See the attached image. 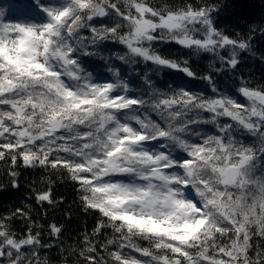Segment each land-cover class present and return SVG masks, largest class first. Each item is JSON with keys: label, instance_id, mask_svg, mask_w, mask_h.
I'll list each match as a JSON object with an SVG mask.
<instances>
[{"label": "snow or ice", "instance_id": "6c2138e0", "mask_svg": "<svg viewBox=\"0 0 264 264\" xmlns=\"http://www.w3.org/2000/svg\"><path fill=\"white\" fill-rule=\"evenodd\" d=\"M32 7L39 23L5 22L0 9V161H10L17 188L20 162L66 170L84 209L100 214L75 246H64L60 226H48L60 264H108L100 250L109 245L113 264H264V243L253 244L264 241V86L242 84L240 102L218 90L212 74L197 76L190 60L153 47L174 42L210 53L220 72L237 68L252 38L219 30L216 7L207 4L37 0ZM106 41L127 49L118 60L175 71L153 83L147 73L138 82L111 70L98 82L85 61ZM198 81L212 95L196 90ZM35 199L53 204L51 188ZM18 216L30 221L22 232L11 225ZM108 228L113 238L99 243ZM43 231L25 209L0 216V264H51L41 252L58 245L44 243Z\"/></svg>", "mask_w": 264, "mask_h": 264}, {"label": "trees", "instance_id": "16d2710c", "mask_svg": "<svg viewBox=\"0 0 264 264\" xmlns=\"http://www.w3.org/2000/svg\"><path fill=\"white\" fill-rule=\"evenodd\" d=\"M148 2L156 7L168 5L177 8L188 3L214 5L216 11L213 12V18L219 30L232 38L238 36L252 38L250 50L239 52L240 63L235 70L222 68L220 72H216L215 69L220 65L212 54L203 52L195 54L174 42H157L153 47L167 58L190 60L191 67L197 76L212 74L218 85V90H231L240 102L246 101L235 90L242 84L246 83L253 88L264 86V34H262L264 32V0H148ZM36 3L37 0H0V9L3 10L4 16L16 22L39 23L42 16L38 9L32 7ZM82 35H89V33L85 30ZM105 45L106 50L102 48L99 55L85 61L88 70L93 74V79L99 77L98 82H107L109 78H112L111 70L121 72L123 76L134 78L138 82L147 73L153 83L164 80L165 71H175L164 68L156 71L157 66L143 60L126 63L116 58L117 54L124 55L127 51L123 45L112 41H106ZM88 50L96 51L92 45L88 46ZM205 83L198 81L196 90L203 89L206 95H212L211 88L205 87ZM133 87H138V84ZM161 90L166 91V89ZM210 127L204 126L206 130ZM237 135L239 136V134ZM9 163L10 161H0V216L15 212L17 208L28 211L36 224L44 230L43 242L58 245L47 252L42 251L41 256H48L51 264H60V261L56 259L60 251L59 241L49 238L48 226L50 224L60 226L63 229L60 240L64 242V246H75L78 239L85 233H92L97 221L101 219L100 214L84 209L80 201V193L77 191L78 185L70 179L66 170L39 166L28 168L20 162L14 169L19 173L16 177L19 184L17 188L12 186V177L7 172ZM49 187L52 192L53 204L50 205L47 202L42 205L37 204L36 192ZM29 223L30 221L18 216L11 222V225L13 230L22 232ZM112 238L111 228L95 237L99 243H104L106 239ZM133 243L142 248L150 247L147 240L139 237L133 238ZM256 243H264V241L254 239L253 244ZM115 250L113 245H109L106 252L100 250L108 264H113L108 253ZM123 251L126 255L130 254L143 259L131 248H125Z\"/></svg>", "mask_w": 264, "mask_h": 264}, {"label": "rangeland", "instance_id": "374dc122", "mask_svg": "<svg viewBox=\"0 0 264 264\" xmlns=\"http://www.w3.org/2000/svg\"><path fill=\"white\" fill-rule=\"evenodd\" d=\"M4 20H5V22H11V23H16V21L15 20H12V19H10L9 17H7V16H4ZM39 22V21H38Z\"/></svg>", "mask_w": 264, "mask_h": 264}]
</instances>
